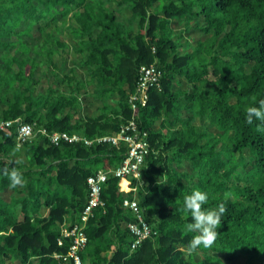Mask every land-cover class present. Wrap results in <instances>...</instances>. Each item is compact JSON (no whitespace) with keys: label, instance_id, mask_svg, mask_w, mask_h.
<instances>
[{"label":"trees","instance_id":"obj_1","mask_svg":"<svg viewBox=\"0 0 264 264\" xmlns=\"http://www.w3.org/2000/svg\"><path fill=\"white\" fill-rule=\"evenodd\" d=\"M174 18L184 23L178 34ZM200 18L204 25H193ZM191 29L200 36L189 42L183 33ZM40 64L58 82L45 93L36 88L48 75ZM151 64L162 72L160 88L132 109L139 67ZM82 94L100 103L87 117L79 116ZM260 100L264 0H0V121H12L0 130V170L15 167L26 181L11 188L0 174V264H58L53 254L69 247L57 245L61 227L79 223L87 178L126 155L124 145H55L40 132L92 140L129 120L147 132L149 154L131 180L134 193L109 175L104 205L85 224L81 264H223L236 256L264 264V131L245 111ZM20 124L35 135L18 144ZM195 189L209 194L205 209L225 203L227 211L212 247L189 251L196 233L185 230L192 218L181 209ZM133 197L152 235L131 250L126 224L135 218L122 201Z\"/></svg>","mask_w":264,"mask_h":264},{"label":"built area","instance_id":"obj_2","mask_svg":"<svg viewBox=\"0 0 264 264\" xmlns=\"http://www.w3.org/2000/svg\"><path fill=\"white\" fill-rule=\"evenodd\" d=\"M162 72L155 65H142L139 67L136 89L134 94L130 95L129 102L132 109L137 105L145 106L148 100V91L152 88H160V79ZM12 121H0V130L9 126ZM13 122H17L14 120ZM51 144L64 142H82L86 146L93 143L103 144L108 143L119 147H126V155L123 161L113 170H99L93 175H90L87 180L88 198L87 202L80 214L79 223L70 225H62L60 236L57 239V245L63 246L65 240L69 241V247L66 254L54 253L53 257L58 261V264H81V252L84 251L87 245V237L84 233L85 224L93 215V210L97 207H103L104 202L101 199V191L106 183L109 175L120 179L119 190L123 193L135 192V188L131 186V181L127 177L138 180L140 178V170L144 164L145 157L149 154V142L147 132L140 130L134 120H129L123 124L119 131L111 134L97 137L92 140L82 138L75 134H66L55 132L47 134L44 130L40 132ZM35 135L33 127L29 124H20L17 130L16 142L21 144L30 140ZM123 207L133 213L134 222L126 224V228L132 236L130 249L134 250L140 244L151 237L152 232L144 221L140 211L138 201L135 197L124 198L122 201Z\"/></svg>","mask_w":264,"mask_h":264},{"label":"clouds","instance_id":"obj_3","mask_svg":"<svg viewBox=\"0 0 264 264\" xmlns=\"http://www.w3.org/2000/svg\"><path fill=\"white\" fill-rule=\"evenodd\" d=\"M246 122L251 125L254 120L260 121L257 125V131H264V100L258 102V106L246 108ZM0 174L7 177L10 181V187H24L26 181L22 173L15 167H5L0 170ZM209 194L206 191L195 189L191 194L184 197V208L181 211L190 213L192 222L185 225L187 232L196 233L188 243V250L195 251L201 245L204 248H210L215 243L222 222V216L227 211L225 203H220L216 209H205L203 206L208 203Z\"/></svg>","mask_w":264,"mask_h":264},{"label":"rangeland","instance_id":"obj_4","mask_svg":"<svg viewBox=\"0 0 264 264\" xmlns=\"http://www.w3.org/2000/svg\"><path fill=\"white\" fill-rule=\"evenodd\" d=\"M111 7H113V9H116V5L114 3L111 5ZM124 14H125V16L129 17L130 11L126 10ZM192 23H193V25H196V26H203L204 25V22H203V20L201 18L194 20ZM171 28H172V30L174 31L175 34H178V33H180L183 30L184 23L181 22V21H178V20H176V18H174L172 20ZM31 35L37 37L38 31L36 29V25L31 30ZM193 36H200V35H199L198 32H194V29H191L190 31H188L186 33L185 32L183 33L184 39H187L189 42H191L190 39H193ZM183 49L186 50L187 46L185 45V47ZM70 58H72V59L74 58L73 54H71ZM67 64L70 65L69 61H68ZM42 65L43 64L39 65L37 71L41 72V74H44L45 76L47 74L48 75H47L46 78L45 77L43 78V80L41 81V84L37 85L36 88L41 93H45V90H46V88L48 86L51 85V86L55 87L54 83L57 84L58 82L52 77V75L49 73V70L48 71L46 70V68L48 66L45 65V67H42ZM50 72H51V68H50ZM77 72H78V77L83 76L82 72H80V70H78ZM209 79H212L211 75H209ZM62 89H65V87L63 86ZM90 91H92V89H88L86 92H90ZM80 101H81L82 109L80 110L79 116H85V117L90 116V115L94 114L96 112V109L100 106V103L98 101L94 100L93 98H91L88 94H82L80 96ZM213 131H214V129H213ZM245 154L247 155L246 151H245ZM96 168L98 169V167H96ZM99 170H101V169H98L97 171H99ZM127 179L129 181H131L133 178L131 176H129V177H127ZM8 195L9 194L7 193L6 196H4V198L8 199V197H7ZM184 252L186 254V250L185 249H184ZM81 253H83V251ZM200 255H201V253H200ZM184 257H185V255H184ZM221 259H222L223 264H244V261H243V259L240 256H236V257H233V258L221 257Z\"/></svg>","mask_w":264,"mask_h":264},{"label":"crops","instance_id":"obj_5","mask_svg":"<svg viewBox=\"0 0 264 264\" xmlns=\"http://www.w3.org/2000/svg\"><path fill=\"white\" fill-rule=\"evenodd\" d=\"M183 87H185L184 84H183Z\"/></svg>","mask_w":264,"mask_h":264}]
</instances>
